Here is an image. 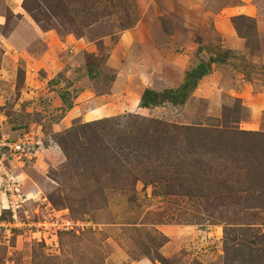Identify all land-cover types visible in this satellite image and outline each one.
I'll list each match as a JSON object with an SVG mask.
<instances>
[{"label": "rangeland", "instance_id": "rangeland-1", "mask_svg": "<svg viewBox=\"0 0 264 264\" xmlns=\"http://www.w3.org/2000/svg\"><path fill=\"white\" fill-rule=\"evenodd\" d=\"M222 18L246 53L218 63ZM200 63L184 105L138 110ZM244 82L264 92V0H0V135H43L2 171L31 180L0 264H264V112ZM104 93L117 116L94 121Z\"/></svg>", "mask_w": 264, "mask_h": 264}, {"label": "crops", "instance_id": "crops-1", "mask_svg": "<svg viewBox=\"0 0 264 264\" xmlns=\"http://www.w3.org/2000/svg\"><path fill=\"white\" fill-rule=\"evenodd\" d=\"M12 5L13 4H11V6ZM217 25H218L217 30H218L219 33H221L222 38H223V45H224L223 48L224 49L226 48L228 50L237 51V52H240V53H243V54L246 53V42H245V39L238 37V35L236 34V31L234 30L233 25L230 23V18L228 20L225 19V18H222L221 20H219L217 22ZM258 33H259V37H263L262 29L258 30ZM133 34H130V36H129L128 33L124 34L122 36V38H120V42L121 43L124 42V39L128 38V37H129V39L130 38L133 39V36L135 37L136 32H133ZM244 83L246 84V82H244ZM144 91H145V88L143 89L142 94H143ZM250 91H251V89L246 84L245 87H241V89L239 91H236V94H237V96L239 98L245 99L246 95H248L246 93H250V96L252 97V99H251V102H249V104H247V107L250 109V112L252 113V116H254V118H258L264 112V92L253 93V92H250ZM31 94H33V91L30 88L28 90V95H27V97H30L29 99H31ZM142 94H141V96H142ZM141 96L137 97V99H136L137 108L140 111L147 110V108H141L140 107ZM101 97H102V100L104 99L103 101H106V102L102 103L101 106H98L97 109H95V108L93 109L94 112H96L97 110H101V112H102V113H99V114L96 115V118H95L94 121L101 120L102 116H104V117H110L111 115H113L112 117L117 116L116 115L117 112H113V114H111V115L109 114L110 111H113L112 110L113 103L111 101L114 102V97L112 98V96L109 93H104ZM101 97H100V99H101ZM55 101L56 102L58 101V103H61V104L63 103L60 100V97H57L55 99ZM28 111H29V109H28ZM71 112H73V110H71ZM9 163L11 165H14V166L17 167V165L13 162V160L10 161ZM15 170L17 171L19 169H15ZM22 172L23 171H20V173H15V175H16L15 177H17L18 183H19L20 179H23V180L24 179L25 180L30 179V173H27V171H25V170H24L23 173ZM30 180H27V181H30ZM5 205H7V197L5 196V194L3 192L0 191V222H1V224H0V232H3L4 234L7 233L8 230L3 227L4 224H2V222H4V221L6 222L7 221L6 216H8V217L10 216V213L3 212V209L6 207ZM25 231H28V229L24 230L23 232H25Z\"/></svg>", "mask_w": 264, "mask_h": 264}, {"label": "built area", "instance_id": "built-area-1", "mask_svg": "<svg viewBox=\"0 0 264 264\" xmlns=\"http://www.w3.org/2000/svg\"><path fill=\"white\" fill-rule=\"evenodd\" d=\"M43 135H36V131L32 128L24 135H22L16 142H8L5 136L0 137V177L1 172L3 171L4 167H6V161L14 160L17 164H22L29 160V157H35L36 152L34 154L35 148H37L41 144V138ZM3 176L6 178L4 181L5 184H2V190L5 196L7 197L8 201V208L6 210H11L12 214L8 217L6 222L18 224V216H17V209L21 207V205L25 202L26 196L22 195L21 188L19 187V183L16 177L9 171H5ZM2 222L4 228H8V223ZM36 220L33 223V220H29V223H25L32 228L36 227V225L40 224ZM51 227L56 230L57 232H65L70 231L72 226L68 223H65L62 217L57 218L51 222Z\"/></svg>", "mask_w": 264, "mask_h": 264}, {"label": "trees", "instance_id": "trees-1", "mask_svg": "<svg viewBox=\"0 0 264 264\" xmlns=\"http://www.w3.org/2000/svg\"><path fill=\"white\" fill-rule=\"evenodd\" d=\"M223 53V52H222ZM226 53V55H225ZM224 56L219 54V60H212V62H222L232 51H225ZM235 54V53H234ZM225 57V58H224ZM211 67L205 63H200L198 66L192 68L185 78V82L177 89H168L162 92L151 88L145 89L141 96V108H153L162 104L170 103L174 106L184 105L190 96L198 88L200 81L210 73ZM61 101L65 102L66 97L60 96ZM63 104V103H62ZM2 134L0 135V137Z\"/></svg>", "mask_w": 264, "mask_h": 264}, {"label": "clouds", "instance_id": "clouds-1", "mask_svg": "<svg viewBox=\"0 0 264 264\" xmlns=\"http://www.w3.org/2000/svg\"><path fill=\"white\" fill-rule=\"evenodd\" d=\"M7 162V161H6ZM8 162H10V161H8ZM13 162L15 163V161L13 160ZM27 162V161H26ZM16 165H19V164H17V163H15ZM6 166V165H5ZM10 172V171H9ZM4 172H1V175L3 174ZM17 179V178H16Z\"/></svg>", "mask_w": 264, "mask_h": 264}]
</instances>
